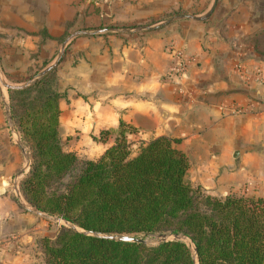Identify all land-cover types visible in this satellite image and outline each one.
I'll return each mask as SVG.
<instances>
[{
	"label": "crops",
	"instance_id": "0c3cea01",
	"mask_svg": "<svg viewBox=\"0 0 264 264\" xmlns=\"http://www.w3.org/2000/svg\"><path fill=\"white\" fill-rule=\"evenodd\" d=\"M212 1L0 0V73L9 84L24 83L70 33L201 16ZM176 53L187 63L174 78L168 71ZM56 68L63 150L94 160L120 129L132 152L163 135L178 139L191 186L212 196L264 197V0H215L203 20L77 35ZM2 94L0 88V264H43L35 239L51 235L47 223L8 192L17 143Z\"/></svg>",
	"mask_w": 264,
	"mask_h": 264
},
{
	"label": "trees",
	"instance_id": "16d2710c",
	"mask_svg": "<svg viewBox=\"0 0 264 264\" xmlns=\"http://www.w3.org/2000/svg\"><path fill=\"white\" fill-rule=\"evenodd\" d=\"M55 74L53 68L24 88L7 90L12 123L29 151L18 187L30 207L82 230L182 234L197 264H264V197L212 196L191 186L178 139L157 136L132 152L120 129L94 160L63 150ZM35 246L44 264H193L183 241H115L64 226L53 237L36 238Z\"/></svg>",
	"mask_w": 264,
	"mask_h": 264
},
{
	"label": "water",
	"instance_id": "95a60500",
	"mask_svg": "<svg viewBox=\"0 0 264 264\" xmlns=\"http://www.w3.org/2000/svg\"><path fill=\"white\" fill-rule=\"evenodd\" d=\"M214 2H215V0L212 1V5L210 6V8L201 16H193V15H187V14L173 15L169 18L163 19V20L156 22V23H153V24L137 25V26H130V27H114V28H107V29L106 28H99V29H92V30H88V31H83V30L82 31H75L73 33H70L60 44L54 59L50 63H48L45 67H43L39 72H37L33 78L25 81L24 83H21L18 85H12V84L7 83L5 81V79L3 78L2 74L0 73V88H1V86H3L6 91L8 89L24 88V87L32 84L34 81H36L37 79H39L40 77H42L46 73H48L51 69H53L59 63V61H60V59L64 53L65 46H66L67 42L77 35L95 34V33L96 34L97 33H135V32H141V31H145V30H152V29H155L157 27L167 25V24H169L175 20L183 19V18H189V19H194V20H203L210 14L212 7L214 5ZM2 99H3L4 115H5L7 127L9 129L13 139L17 143L19 149L22 151L23 147L19 142L20 137H19V134L16 131V129L12 123L8 101L3 96V94H2ZM25 161H26V163L29 164V159L27 157L25 158ZM22 171H23V169H21L16 175H20L22 173ZM13 189H14V191H16L15 190L16 185L14 183H13ZM32 212L41 218L51 220V221H53V222H55L61 226L70 228L71 230H73L75 232L82 233L83 235H86V236L104 238V239L115 240V241H123V242L145 243L144 239H142L140 237H136L134 235L107 234V233H99V232L90 231V230H82V229H79L76 225L72 224L71 222L65 220L64 218H62L60 216L49 215V214L42 213V212L37 211V210H32ZM150 236L153 239V243L150 245H155V244H158L161 242H166V241H176V240L185 242L187 245L190 246V248L192 250L191 259L193 261V264H197L195 250H194L193 244L191 243V241L188 237H186L182 234H178V233H165V232L150 234Z\"/></svg>",
	"mask_w": 264,
	"mask_h": 264
},
{
	"label": "rangeland",
	"instance_id": "374dc122",
	"mask_svg": "<svg viewBox=\"0 0 264 264\" xmlns=\"http://www.w3.org/2000/svg\"><path fill=\"white\" fill-rule=\"evenodd\" d=\"M56 66L54 68H56ZM39 71H37V72H39ZM36 73H33V76L31 75L32 77L27 78V80L33 78L36 75ZM55 76L58 77L57 72H56ZM1 89L4 90V94L6 93V100L8 101L6 90L4 88H1ZM1 108H2V106H1ZM19 142L22 145L23 150L21 151L19 149L18 145H16V163H15V168L12 171V174L10 175V178L8 179V190H9L8 192L10 194V197H12V198H14L16 196L19 197V194H20L19 187H18L19 181L21 180V178L25 175V173L28 170V163H26V161H25L26 157L29 159L28 146L20 138H19ZM60 142H61V139H60ZM15 143L16 142H14V146H15ZM21 169H23L22 173L20 175H16ZM13 183L16 185V189H15L16 191H14V189H13ZM20 197H22L21 194H20ZM30 208H32V207H30ZM32 210H34V209L32 208ZM41 219H43V221H46L47 229L49 230V232L51 234V235H49L47 237H53V235L55 234L57 228L59 226H61V225H59V224H57V223H55V222H53L51 220H47V219H44V218H41ZM134 236L144 239L146 244H152L153 243V239H152V237L150 235L136 234ZM36 255L39 256L42 259V262L44 264L42 254L40 253L39 255L38 254H36Z\"/></svg>",
	"mask_w": 264,
	"mask_h": 264
},
{
	"label": "built area",
	"instance_id": "2783aa9c",
	"mask_svg": "<svg viewBox=\"0 0 264 264\" xmlns=\"http://www.w3.org/2000/svg\"><path fill=\"white\" fill-rule=\"evenodd\" d=\"M187 63V58L183 57L180 53L175 54V61L172 66L169 67L168 75L176 78L179 75H182L184 72L185 66ZM234 71H236L241 78H246V71L242 63H235L233 66ZM253 73L255 75H260L259 70L256 68L254 69ZM261 79V77L259 76Z\"/></svg>",
	"mask_w": 264,
	"mask_h": 264
},
{
	"label": "bare ground",
	"instance_id": "6f19581e",
	"mask_svg": "<svg viewBox=\"0 0 264 264\" xmlns=\"http://www.w3.org/2000/svg\"><path fill=\"white\" fill-rule=\"evenodd\" d=\"M1 88H4L3 86H1Z\"/></svg>",
	"mask_w": 264,
	"mask_h": 264
}]
</instances>
